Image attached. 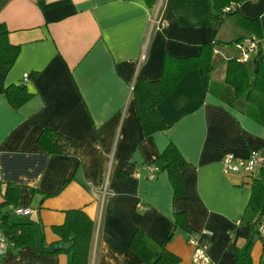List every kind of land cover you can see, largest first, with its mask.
Segmentation results:
<instances>
[{"label": "crops", "instance_id": "1", "mask_svg": "<svg viewBox=\"0 0 264 264\" xmlns=\"http://www.w3.org/2000/svg\"><path fill=\"white\" fill-rule=\"evenodd\" d=\"M210 7L211 0H0V23L18 49L12 64H0V204L7 184L17 187L19 205L6 209L36 229L33 244L14 248L0 227L8 243L0 264H68L69 251L50 247L69 210L93 222L87 264H143L129 246L136 231L165 242L176 264H190L189 237L217 264H241L250 242L249 264H264V234L246 213L255 175L226 173L220 163L227 153L264 150L257 106L244 95L222 97L227 61L239 56L237 43L253 41L243 20L259 21L258 48L245 62L251 85L258 52L264 64V0H244L222 20ZM206 55L208 66L200 63ZM165 73L177 76L155 107L166 127L146 136L131 85ZM10 85L30 94L18 107L5 96ZM44 129L73 139L75 153H47L37 141ZM169 143L186 161L178 196L159 159Z\"/></svg>", "mask_w": 264, "mask_h": 264}, {"label": "trees", "instance_id": "2", "mask_svg": "<svg viewBox=\"0 0 264 264\" xmlns=\"http://www.w3.org/2000/svg\"><path fill=\"white\" fill-rule=\"evenodd\" d=\"M244 0H211V14L214 18L222 20L224 15L233 13L239 3ZM233 5L230 11H225L226 6ZM252 25L249 21H242L243 26L250 27L253 30V40H257L259 34V21L255 20ZM8 38V30L4 24L0 23V64L10 65L14 61L18 49L17 46L11 45ZM211 42L209 48H213ZM257 48L258 43L256 42ZM207 53V52H206ZM256 55V70L254 83L251 85L249 71L244 62L238 61L237 58H231L227 61L225 72L226 92L224 100L231 103L236 98L244 95L247 100L257 107L259 122L264 124V64H262V56ZM209 56L201 57L200 63L205 62V66L209 65ZM189 64V61H185ZM197 64H199L197 62ZM177 76L170 77L164 74L160 80L146 81L137 78L132 85V95L136 102L137 113L141 122L140 127L143 129L144 135L148 136L154 132L163 130L162 119L156 113L157 103L163 99L171 85L176 81ZM7 100L13 107H18L29 97L24 87L10 85L4 91ZM38 144L43 146L47 153L51 154H74L76 143L73 139L61 135L58 131L52 129H44L38 136ZM159 159L163 162V169H166L173 187L174 195L178 196L182 193L183 182L180 178V169L185 165L178 149L173 143H169L162 151ZM4 192L3 201L0 204V227L8 230L11 234V240L14 248L33 244L36 229L33 223L21 221L12 214V210H8L9 206L17 207L19 204L17 187L7 184ZM251 194L246 207V213L252 216L250 224L256 227L264 221V167L255 174L251 183ZM182 214H176L175 224H183ZM65 223L61 226H54L53 230L60 236L61 243H70L66 249L56 248L54 251H69L71 260L68 264H87L88 251L92 238L93 222L81 210L67 211ZM183 226V225H182ZM169 239V237H168ZM6 242L7 240L4 239ZM165 242L156 243L148 239L142 232L136 231L129 246L132 251L142 260L143 264H176L177 257L165 248ZM251 243L248 242L245 250L240 253L239 260L241 264H249V250ZM2 257V256H1ZM0 257V258H1Z\"/></svg>", "mask_w": 264, "mask_h": 264}, {"label": "built area", "instance_id": "3", "mask_svg": "<svg viewBox=\"0 0 264 264\" xmlns=\"http://www.w3.org/2000/svg\"><path fill=\"white\" fill-rule=\"evenodd\" d=\"M233 8V5L227 6L224 8L225 11H230ZM156 22L152 21L151 25L154 27V29H159L161 26L159 24H155ZM239 47V56L237 57L238 61L240 62H246L249 59V54L251 51L257 49V45L255 41L253 40L249 45H243L241 43H237ZM144 49L145 45L143 47V54L142 58L144 57ZM28 77L27 74H24V77H22L23 80H26ZM132 90V85H131ZM222 167L223 171L228 172H240L245 171L249 173V175L254 176L259 172V170L264 167V150H253L250 152L249 156L246 158H237L231 153H227L224 155L222 159ZM107 192V185L105 184L104 193ZM17 214H20L22 212L21 209H16ZM258 231L261 234H264V221H262L258 225ZM189 245L192 247V253H191V261L190 264H217L211 256H209L207 246L203 243H200V241L197 238L189 237L188 242ZM8 248V243L1 238L0 239V257L4 255L5 250Z\"/></svg>", "mask_w": 264, "mask_h": 264}, {"label": "water", "instance_id": "4", "mask_svg": "<svg viewBox=\"0 0 264 264\" xmlns=\"http://www.w3.org/2000/svg\"><path fill=\"white\" fill-rule=\"evenodd\" d=\"M70 246V243H61V244H58L56 246H53V247H50L51 250H54L56 248H66V247H69Z\"/></svg>", "mask_w": 264, "mask_h": 264}, {"label": "rangeland", "instance_id": "5", "mask_svg": "<svg viewBox=\"0 0 264 264\" xmlns=\"http://www.w3.org/2000/svg\"><path fill=\"white\" fill-rule=\"evenodd\" d=\"M232 43V42H231Z\"/></svg>", "mask_w": 264, "mask_h": 264}]
</instances>
